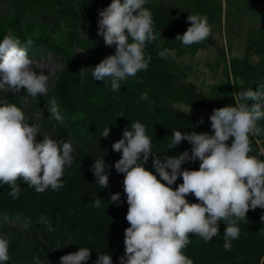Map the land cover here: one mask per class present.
I'll return each mask as SVG.
<instances>
[{
  "label": "trees",
  "instance_id": "trees-1",
  "mask_svg": "<svg viewBox=\"0 0 264 264\" xmlns=\"http://www.w3.org/2000/svg\"><path fill=\"white\" fill-rule=\"evenodd\" d=\"M112 0H15L16 13L13 19L0 14V41L9 33L21 40L22 46L31 39L27 52L39 47L60 53L65 65L54 81L53 98L62 109V115L68 123L65 133L73 139L78 149L72 154L71 166H66L61 178L63 186L53 190L51 187L38 193L29 187L22 177L18 178L20 195H9L10 186L0 184V215L29 218L41 221L45 227L58 229L61 236H70L74 243V252L80 247L91 249V257L84 264H95L100 254L112 256L113 264H120L125 253V230L130 227L126 220L128 211L127 196L123 187V173L115 169V162L122 153L115 152L112 145L123 137L124 129L131 130V123L140 122L146 128V134L152 140L154 154L169 156L190 150L192 145L183 140L175 148H170L173 130L182 133L207 132L213 134L210 116L216 108L235 104L234 96L240 91L252 90L264 83V27L251 32L246 41L244 54L230 60V72L225 75L226 82L220 85L209 97L199 90L193 82L178 83V63L174 57H160L158 53L171 49L177 54L207 45H215L210 35L200 43L184 45L175 37L182 35L190 26V21L182 14V6L167 4L164 0H147L145 7L152 13L154 32L161 33L156 41L148 44L152 53L148 68L137 73L132 84L133 92L139 95L134 100L123 98L119 90L113 92L109 83L105 88L101 81L92 77L93 68L103 59L100 44L103 37L98 35L99 10L106 8ZM264 11V0L261 2ZM182 4L191 9L193 15L206 17L211 27L222 18V4L217 0H182ZM32 6L47 10L56 17L52 25H45L36 33L25 27L22 17ZM86 23L85 33L79 27ZM68 31L65 32L64 29ZM76 47L87 50L89 56L80 57ZM257 54L260 60L253 63L251 57ZM220 55V54H219ZM89 86L88 89H84ZM147 93V100L142 97ZM172 103H166L165 100ZM249 101H247L248 103ZM173 104H181L184 108ZM206 110L208 122L199 124L196 112ZM258 127L263 128L260 120ZM109 127L107 138L101 136ZM252 151L249 155H258L264 147V139L258 142L250 137ZM231 143V141H229ZM111 165L106 171L109 175V187L100 188L95 183L92 165L95 159H103ZM141 159H143L141 157ZM259 159L264 160V156ZM142 163V160L140 161ZM200 161H188L183 169L198 170ZM155 173L153 157L144 165ZM158 175V174H157ZM178 178L172 187L182 183ZM120 193V200L111 202V194ZM99 199L101 205L95 207ZM187 199L197 203L195 196ZM264 208L249 210L247 218L238 221L240 234L231 241V251L223 247L226 224L219 222V234L211 242H205L196 235L189 236L190 243L184 249L185 255L193 264H264V230L262 219ZM18 239L9 241L8 254L18 257ZM0 264H9L0 262Z\"/></svg>",
  "mask_w": 264,
  "mask_h": 264
},
{
  "label": "clouds",
  "instance_id": "clouds-1",
  "mask_svg": "<svg viewBox=\"0 0 264 264\" xmlns=\"http://www.w3.org/2000/svg\"><path fill=\"white\" fill-rule=\"evenodd\" d=\"M146 2L112 0L99 10L98 35L103 37L106 46L114 45L116 51L93 68L92 77L95 81L111 78L113 92L119 90L120 81L148 68L151 57L145 58V48L161 34L154 32L152 13L145 7ZM187 19L190 26L176 40L192 45L210 35L206 17L190 14ZM31 44L29 39L22 46L21 40L11 33L0 41V90L15 93L23 89L33 98L47 92L48 76L31 69L32 61L27 54ZM158 55L174 57L175 52L164 49ZM142 98L147 100V93ZM234 99V105L213 110L210 116L213 134L182 133L174 129L168 149L183 140L192 145L190 150L178 155L161 158L153 154L152 140L140 122H132L131 130L126 127L123 137L112 145L115 152L122 153L115 169L125 174L126 220L130 224L125 230V253L120 257V264H193L184 253L191 242L190 234L211 242L220 232V221L226 224L223 247L231 251V241L240 234L238 221L245 220L250 209L264 208V160L259 159L264 156V147L258 155H249L250 137L261 134L257 121L264 119V112L246 103L256 99L252 90L240 91ZM49 112L57 120L61 119L54 99ZM38 133L39 126L27 123L20 107L8 103L0 106V184L10 186L9 195L13 198L20 195L17 183L20 177L38 193L49 187L61 188L64 169L73 162L69 142L61 147L48 136L37 141ZM109 133L107 127L101 136L107 138ZM150 157H153L155 173L144 166ZM197 160L200 161L198 170H182L183 164ZM91 167L95 183L100 188H108L106 169L111 165L103 158L95 159ZM180 177L183 182L172 187ZM189 194L198 202H189ZM110 200L119 201L120 193L111 194ZM100 205L97 199L95 207ZM8 249L9 241L0 238V262L9 259ZM90 257L91 249L80 247L61 256L60 261L61 264H84ZM95 264H113L112 256L100 254Z\"/></svg>",
  "mask_w": 264,
  "mask_h": 264
},
{
  "label": "rangeland",
  "instance_id": "rangeland-1",
  "mask_svg": "<svg viewBox=\"0 0 264 264\" xmlns=\"http://www.w3.org/2000/svg\"><path fill=\"white\" fill-rule=\"evenodd\" d=\"M167 4L182 6L181 14L187 19L192 12L189 7L182 4V0H164ZM222 4V18L216 21L210 28L211 34L216 40L215 45H207L205 48H197L180 54L175 52V60L178 63V83L184 85L193 82L197 88L211 96L216 89L226 82L225 75L231 70L230 60L240 58L244 54L246 41L251 32H258L264 27V11L261 6L262 0H217ZM15 0H0V14L9 19H13L16 13ZM56 22V17L47 10L32 6L22 17V23L26 28L38 33L45 25H52ZM87 24L82 23L79 27L81 34L85 33ZM65 32L68 30L65 28ZM76 52L80 57L89 56L87 50L76 47ZM80 50V51H79ZM100 51L103 57L115 54V46L100 44ZM152 51L145 48V58L151 55ZM32 61L31 69L37 74L48 76L47 92L41 96L33 98L28 95L26 90L11 92L0 90V106L3 103L15 104L22 109L25 114V121L30 125H38L39 133L37 141H42L43 136H48L57 141L61 147L63 143L69 142L72 145V154H77L78 149L65 130L68 123L62 115V109L58 107L60 120H57L49 112V107L53 98L54 81L64 68L65 58L62 54L56 53L43 47L27 52ZM220 54V55H219ZM260 60V56L254 54L251 57L253 63ZM137 76V75H136ZM135 77H128L120 81L119 92L123 98L134 100L139 95L133 92L132 84ZM111 84V78L101 81L105 88ZM85 86L84 89H88ZM254 92L256 99L248 102L249 107L258 106L264 112V83L258 84ZM55 100V99H54ZM166 103H172L165 100ZM247 103V102H246ZM184 108L181 104H173ZM199 124H206L208 117L206 110L196 112ZM203 122L201 123V119ZM263 125L261 134L255 136L259 143L264 139V119H260ZM156 155H160L154 152ZM168 155V154H164ZM164 155H160L163 158ZM45 227L41 221H32L29 218L12 217L0 215V238L12 241L20 240L17 246L18 257L9 259L5 262L9 264H61L60 257L74 252V243L70 236L62 237L58 229ZM264 230V220L262 221Z\"/></svg>",
  "mask_w": 264,
  "mask_h": 264
}]
</instances>
